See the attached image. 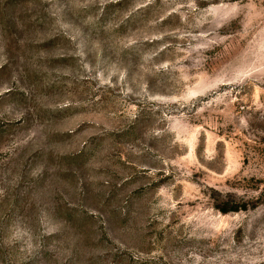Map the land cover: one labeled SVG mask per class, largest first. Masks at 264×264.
Wrapping results in <instances>:
<instances>
[{"label":"rangeland","instance_id":"374dc122","mask_svg":"<svg viewBox=\"0 0 264 264\" xmlns=\"http://www.w3.org/2000/svg\"><path fill=\"white\" fill-rule=\"evenodd\" d=\"M0 264H264V0H0Z\"/></svg>","mask_w":264,"mask_h":264}]
</instances>
